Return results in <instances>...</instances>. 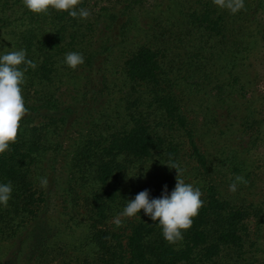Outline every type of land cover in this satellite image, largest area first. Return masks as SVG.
<instances>
[{
  "label": "trees",
  "instance_id": "obj_1",
  "mask_svg": "<svg viewBox=\"0 0 264 264\" xmlns=\"http://www.w3.org/2000/svg\"><path fill=\"white\" fill-rule=\"evenodd\" d=\"M106 1L81 0L78 8L91 7L90 16L81 19L52 8L36 14L23 0H0V55L24 49L37 65L25 74L22 95L29 113L21 121L17 142L0 154V184L10 181L13 186L7 207L0 204V264H48L53 253L61 257L58 264H264V254H258L264 202L228 200L215 180L224 168L232 178L253 175L241 141L251 125L249 118L255 117L249 105L242 110L235 105V95L244 98L246 88L242 84L236 90L238 74L230 72L227 78L224 70L235 69L240 53L250 50L243 39L250 36L243 33V28L249 30L243 18L255 0H244L246 8L236 14L212 9L213 0H196L197 7L185 12L183 0H173L175 16L143 18L135 36L145 30L153 33L146 32L148 43L133 46L131 41V48L133 36L128 32L133 29L127 24L133 27L132 13L140 0H108L93 10ZM256 1L264 10V0ZM227 19L239 22L238 34L227 32ZM173 28L176 34L170 32ZM158 31L161 38L152 42ZM228 35L240 41L234 38L236 50L225 53L219 46L227 44ZM190 36H197L194 43ZM160 41L183 44V68H176L171 49L168 44L159 46ZM69 52L82 53L85 62L76 69L68 67L64 58ZM218 53L223 57H215ZM217 64L220 69L213 68ZM206 65L209 72L202 70ZM204 85L218 88L217 103L207 110L209 123L218 136L228 138L212 151L198 145L185 104L188 95ZM116 100L117 109L109 111ZM237 120L231 141L227 131ZM71 131L78 137L66 149V175L69 184L85 189L76 190L75 198L85 196L80 202L72 198L76 206L70 213L79 216L62 221L72 234L61 242L62 230L42 215L48 208L55 164ZM235 139L240 140L235 144ZM182 150L193 159L192 181L204 201L192 227L183 231V240L168 243L159 223L143 209L111 228L109 221L132 195L120 180L141 178L134 170L152 166L176 177V169L167 165L180 169ZM42 178L48 180L46 187L40 184ZM164 184L171 189L172 183ZM143 190L149 191L150 199L157 197L154 189ZM79 203L82 212L77 210Z\"/></svg>",
  "mask_w": 264,
  "mask_h": 264
},
{
  "label": "rangeland",
  "instance_id": "obj_2",
  "mask_svg": "<svg viewBox=\"0 0 264 264\" xmlns=\"http://www.w3.org/2000/svg\"><path fill=\"white\" fill-rule=\"evenodd\" d=\"M196 0H183V6L182 9L185 12H191V10L195 9L197 6L195 4ZM109 1L107 0L105 3H99L98 6H92L93 10H97L98 7L103 6L105 4H109ZM173 0H140L139 3L135 6L136 9H134L132 15L133 20L132 23L133 27L130 26V24H127V28L133 29L128 32L129 36L131 37L130 41L128 42V48H131V41L133 42V46L136 44H143L148 43L149 40L145 38L146 32H149V34H152V31L145 30L144 33H142L139 36H135L136 32L138 31L137 26L142 22L143 18L144 21L148 20V18L151 16L155 19V17H161V18H168L169 16L173 15L175 16V10H172V4ZM253 3L250 4V12L248 17H244L243 19H247L249 30L244 29L243 33H249L250 36L243 37L246 41H248L250 44L247 46V49L250 48L249 51H242L240 53V60L238 57L236 67L235 69H230L228 67L226 70H224V77L228 78V73L231 72V74L236 75L238 74V77L240 79L239 83L236 84V90H238L239 85H245L246 91H245V97H236L235 105L242 110L246 105H249L251 107L250 111L254 114L253 116L255 118H249L250 126H248L247 130L245 131V136L243 137V140L241 141V144L244 145L246 150V155L250 162H252L253 165V175L249 178H245L247 180V184L240 183L237 185L236 192H231L229 190L230 184L234 182V178H232V174L226 172V169H222L220 171L219 175H216L215 180L216 184L218 185V188L228 200H232L234 202H237L238 200L241 203H247L250 200H253V202H264V10L257 8V1H252ZM90 8H84L88 9L90 11ZM188 8V9H187ZM219 9L218 6L215 4L212 5V9ZM246 8V5H245ZM171 11V13H168ZM155 13V14H153ZM229 14H232L229 11ZM159 15V16H158ZM160 18V21L163 22V20ZM227 32L230 33V30H234V35L239 33V22H236V19L229 20L227 19ZM130 23V22H129ZM167 23V20L164 22ZM171 23V22H170ZM244 24V23H243ZM241 24V25H243ZM247 25V24H246ZM159 29V28H158ZM178 30L176 28H173V30H170L171 33H175ZM158 31L157 39H152V42H156L158 39L161 38V34ZM227 33V34H229ZM176 34V33H175ZM231 34V33H230ZM180 39L185 40L184 36L179 35ZM188 37V36H187ZM195 37L197 36H190V39L192 43L195 42ZM235 37H232L231 35H228L226 41L227 44L219 46L225 53H230L232 49H235V47L232 45L231 41ZM240 41V38H235ZM225 41V42H226ZM168 44V47L171 49L170 53L173 55V59L175 60L176 68L181 69L182 67V55H184L185 51L183 49V44H180L178 42L170 43V41H160L158 42L159 46L165 47V45ZM127 45V44H126ZM236 45L238 46V51L241 49L239 48V44L236 42ZM236 50V49H235ZM187 51H190L187 49ZM224 53H218V56L223 57ZM209 65H212L210 63ZM209 67L206 65L205 69H202L203 72H209ZM214 69H220V64H217L213 67ZM108 74V72H107ZM201 74V73H198ZM230 79V78H229ZM206 84V82H205ZM199 92L194 95H188V99L185 102L187 106V110L189 112V118L193 124V128L196 132V138L198 140V145L204 149L205 147L207 150H214L219 147V144L222 143V139L227 138L225 136H218V130L215 128V125H213L212 122L209 123V112L207 111L209 108L217 103L216 96L218 93V88H213L212 85H204L200 86L198 88ZM181 97V96H180ZM119 100H116L110 108L109 111H114L117 109ZM237 117V116H236ZM235 118V117H234ZM239 118L241 120L243 117L239 115ZM233 116H232V122H233ZM236 121V120H235ZM234 121V122H235ZM240 121L237 120L236 125L234 129L227 131L229 132L228 135L231 138V141L234 140V131L238 129V124ZM211 129V130H210ZM214 134V135H213ZM217 135V136H215ZM78 134L76 131H71L67 137V139L64 140L63 146H62V153L61 156L58 157V160L55 164L56 169H54V183L51 185V191H50V200L48 203V208L44 212L42 216L47 217L49 220V223L55 224L54 226H59L57 228H60L62 232L60 233L59 237L60 239L58 241H64L71 238L72 231L68 230L67 227L63 228L62 221L64 222L66 219H71V216H79V214L74 215L71 211L75 209V203L74 206L72 205V198L74 201L76 199H79L82 201V197L85 196L83 194H80L78 198H75L76 190H79V192H84V188H80L78 186H74L73 183L69 184L68 177L66 175L67 167H65V162L67 160V153L66 149L69 145H71L75 139H77ZM217 137H219V141H217ZM228 139V138H227ZM235 139L234 143L236 144ZM221 145V144H220ZM186 150V149H185ZM181 151V157H182V166L179 169L181 173V177L185 180L186 183L192 184L194 187V184H197V182H193L192 178L194 177V172L191 171L193 167V159L190 158L189 154L185 151ZM46 165V164H45ZM49 165V164H48ZM47 165V166H48ZM150 164H148L149 166ZM146 166V167H148ZM222 168V167H221ZM183 170V171H181ZM135 172H139L140 175H143L141 178H139L137 175L129 176L128 179H121V185L125 188H130V191L132 193L131 199H134L135 196L141 192V188H144L145 186H148L151 189H154L157 197L159 198L164 190L165 182L172 183V187L167 188L168 193L171 194L172 190L175 188L176 184V177L174 174L171 173V175L165 174L164 170H160L157 167H149L144 170H134ZM219 171V170H218ZM175 173V172H173ZM177 176V173H175ZM165 176V177H164ZM215 176V175H214ZM166 178H169L167 181ZM159 187L161 188V191H157ZM198 187V186H197ZM74 188V192H70L69 189ZM199 188V187H198ZM154 192V191H153ZM80 212L84 211L82 208V204L79 203V207L77 208ZM122 213V212H120ZM120 213H115L113 216H119ZM67 214V216H65ZM64 216V217H63ZM136 216V215H135ZM116 218V217H115ZM115 218L113 217L109 221V225L112 228L113 225H116L114 223ZM125 218L130 219L131 217H121V220H124ZM46 218H44L45 220ZM44 222H48V220ZM69 226H72V223H69ZM68 226V227H69ZM263 233L260 234V240L258 241V247L259 252L258 254L260 256L264 254V224L262 225ZM57 243V242H56ZM62 245V244H61ZM61 248V246L59 247ZM61 257H59L57 254H54L49 257L48 264H58Z\"/></svg>",
  "mask_w": 264,
  "mask_h": 264
},
{
  "label": "clouds",
  "instance_id": "obj_3",
  "mask_svg": "<svg viewBox=\"0 0 264 264\" xmlns=\"http://www.w3.org/2000/svg\"><path fill=\"white\" fill-rule=\"evenodd\" d=\"M80 3L81 0H23L24 6L36 14H47L49 8H52L67 11L73 18L87 19L90 12L78 8ZM213 3L232 14L245 9L244 0H213ZM84 62L83 54L78 52L66 53L64 58V63L72 69ZM36 67V63L27 58L24 49L7 51L6 54L0 55V154L9 150L10 144L17 142L21 121L29 113L22 95V86L26 82L25 74L29 68ZM167 166L177 171L175 188L171 194L168 193L166 185L159 198L150 199L148 190L139 192L134 199L128 200L122 213L115 218L117 227L122 226L121 217H133L143 209L145 215L159 223L162 235L168 243L176 244L183 240V231L192 227L193 218L204 205L201 199L203 193L200 188L185 182L181 177L179 165ZM240 183L247 184V180L241 175H236L229 190L236 192ZM40 184L46 187L47 178H42ZM12 190L10 181L0 184V204L7 207Z\"/></svg>",
  "mask_w": 264,
  "mask_h": 264
}]
</instances>
